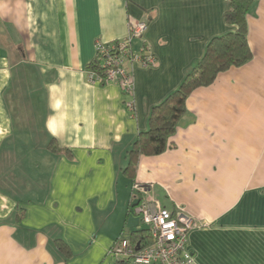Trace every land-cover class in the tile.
<instances>
[{"label":"crops","instance_id":"1","mask_svg":"<svg viewBox=\"0 0 264 264\" xmlns=\"http://www.w3.org/2000/svg\"><path fill=\"white\" fill-rule=\"evenodd\" d=\"M229 1L0 0V264H114L147 198L194 220V264H264V0L247 16L253 58L196 88L171 146L124 173L151 108L234 29ZM138 19L132 48L156 63L129 67L132 94L92 79L97 42Z\"/></svg>","mask_w":264,"mask_h":264},{"label":"trees","instance_id":"2","mask_svg":"<svg viewBox=\"0 0 264 264\" xmlns=\"http://www.w3.org/2000/svg\"><path fill=\"white\" fill-rule=\"evenodd\" d=\"M254 0H230L229 8L224 18L228 25L234 26L222 35L213 37L207 44L204 55L186 73L181 84L172 91L162 102L151 108L148 128L140 131L130 149L127 151L128 164L124 173L135 175L142 156L162 154L169 146V140L175 133L178 120L187 111L186 102L190 94L200 86L212 84L218 75L231 67H239L253 58V52L248 39L247 16ZM120 41L108 43L109 52H96L87 69L106 83L107 59L114 62L122 54L119 49ZM113 46V47H112ZM128 48V47H127ZM126 48V49H127ZM143 50L148 49L143 46ZM136 52L132 43L124 56L128 58ZM53 143V142H52ZM53 146V149H56ZM146 227L126 235L130 241H137L147 236ZM114 264H135L130 259L118 258Z\"/></svg>","mask_w":264,"mask_h":264},{"label":"built area","instance_id":"3","mask_svg":"<svg viewBox=\"0 0 264 264\" xmlns=\"http://www.w3.org/2000/svg\"><path fill=\"white\" fill-rule=\"evenodd\" d=\"M147 29L146 21L130 22L128 35L119 40L122 54L114 62L112 58L107 59V66L110 67L106 81L119 82L129 94L134 90V74L129 67L133 64L149 66L156 63V58L149 50L132 54L129 58L124 56L132 41L142 38ZM107 47L108 43L97 42V52H109ZM90 77H98L101 80L94 73H91ZM128 105L132 108V101ZM133 190L142 193L145 187L134 183ZM132 209L141 217L148 233L137 241H130L122 235L112 248L116 257L130 259L135 264H194V256L188 249V235L195 224L190 216L179 209H167L157 200L148 198L136 201Z\"/></svg>","mask_w":264,"mask_h":264},{"label":"rangeland","instance_id":"4","mask_svg":"<svg viewBox=\"0 0 264 264\" xmlns=\"http://www.w3.org/2000/svg\"><path fill=\"white\" fill-rule=\"evenodd\" d=\"M138 20H142V19H138ZM143 21H146L147 23H148V21L147 20H143ZM148 27H149V23H148ZM135 40V39H134ZM133 40V41H134ZM133 41H132V43H133ZM141 50H143V46H142V49ZM140 51V50H139ZM137 52V51H136Z\"/></svg>","mask_w":264,"mask_h":264}]
</instances>
